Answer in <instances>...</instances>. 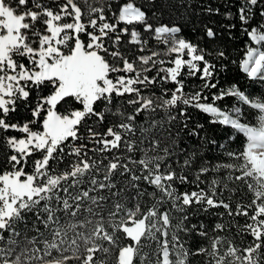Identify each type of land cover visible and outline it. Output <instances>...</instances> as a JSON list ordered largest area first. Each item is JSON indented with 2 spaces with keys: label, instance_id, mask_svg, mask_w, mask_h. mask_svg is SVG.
Wrapping results in <instances>:
<instances>
[{
  "label": "snow or ice",
  "instance_id": "6c2138e0",
  "mask_svg": "<svg viewBox=\"0 0 264 264\" xmlns=\"http://www.w3.org/2000/svg\"><path fill=\"white\" fill-rule=\"evenodd\" d=\"M157 2L0 0V264H264V95L221 87L213 53L149 16ZM237 12L252 45L240 68L264 81V0ZM187 78L201 84L186 91ZM21 103L28 117L13 122ZM188 108L232 128L242 150L210 163L180 147ZM202 214L219 217L211 235L192 223ZM193 233L208 244L190 248Z\"/></svg>",
  "mask_w": 264,
  "mask_h": 264
},
{
  "label": "trees",
  "instance_id": "16d2710c",
  "mask_svg": "<svg viewBox=\"0 0 264 264\" xmlns=\"http://www.w3.org/2000/svg\"><path fill=\"white\" fill-rule=\"evenodd\" d=\"M138 3H146V0H137ZM164 0H158L156 7L152 8L150 4H146L145 10L148 11L149 16L152 12L156 11L158 19L155 21L157 24L165 23L170 25L182 26L181 35L199 45L200 48L205 49L207 52L213 53L211 56H206L211 62L217 64V79L221 87H227L230 84H237L242 91H246L254 97L264 95V81L251 79L240 68V61L245 58L246 47L252 46L247 44L249 37L242 31V25L239 21L237 9L243 0H184L181 4L178 0H171L168 7L161 9V4ZM219 9V14L207 11L208 8ZM231 12L232 18H226V13ZM257 16L251 21L253 26H256ZM264 23V21H261ZM235 25V27H229ZM205 26L210 27L216 33L215 38H209L206 35ZM144 38L149 40V47L163 49L164 45L157 44L154 37L145 35ZM259 48V45H256ZM217 50H223L227 54L225 61H219L215 57ZM110 59V58H109ZM222 65H226L223 67ZM186 91H190L193 86L201 84L198 78H187L185 80ZM167 87L171 88L173 85L169 84ZM157 93L159 89H156ZM215 92L216 90H211ZM206 95H210L206 91ZM217 104L224 110H229L231 107H241L243 112L248 113L247 119L252 124H257L259 119V111L252 109L246 105L239 104L234 98H226ZM63 111V109H61ZM189 119L187 120L188 129L181 132L179 146L184 148L187 152L197 151L199 156L209 161L210 163H223L230 162L226 155L227 151H241L242 150V136L237 135L232 128L224 126L219 123H210L211 117L198 109L188 108ZM28 117V112L24 105L21 103L17 111L11 114L12 121L17 120L23 122ZM197 125H203V128H197ZM182 127V125H177ZM195 129L199 132L198 136L190 135L189 132ZM7 135H21L16 132H9ZM215 141V143H211ZM223 147H220V146ZM210 174L208 179H211ZM203 187V185H201ZM183 190V189H182ZM214 212H223L224 210L217 209ZM243 224L244 218H237ZM219 217L216 215L202 214L194 217L192 223L203 222L209 229L211 235L212 226L218 222ZM225 222L228 217L225 216ZM235 229L229 235H235ZM228 234V233H222ZM250 240V237H236L235 243L240 246H245ZM243 241V243H241ZM188 246L196 249L200 246L207 245L208 240L205 237L191 234L188 238ZM191 264H204L203 257H193Z\"/></svg>",
  "mask_w": 264,
  "mask_h": 264
}]
</instances>
